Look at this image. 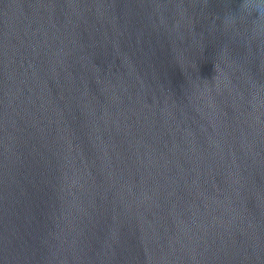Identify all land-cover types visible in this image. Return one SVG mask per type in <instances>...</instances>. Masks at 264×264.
I'll return each instance as SVG.
<instances>
[{"label":"water","instance_id":"1","mask_svg":"<svg viewBox=\"0 0 264 264\" xmlns=\"http://www.w3.org/2000/svg\"><path fill=\"white\" fill-rule=\"evenodd\" d=\"M264 0H0V264H264Z\"/></svg>","mask_w":264,"mask_h":264},{"label":"clouds","instance_id":"2","mask_svg":"<svg viewBox=\"0 0 264 264\" xmlns=\"http://www.w3.org/2000/svg\"><path fill=\"white\" fill-rule=\"evenodd\" d=\"M261 15H264V13H261Z\"/></svg>","mask_w":264,"mask_h":264}]
</instances>
